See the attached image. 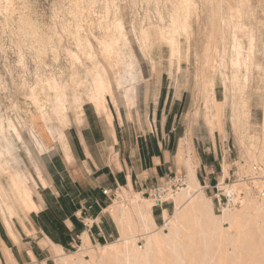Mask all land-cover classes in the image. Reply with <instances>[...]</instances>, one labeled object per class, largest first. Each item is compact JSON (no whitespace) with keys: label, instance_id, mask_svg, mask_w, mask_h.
Returning a JSON list of instances; mask_svg holds the SVG:
<instances>
[{"label":"rangeland","instance_id":"obj_1","mask_svg":"<svg viewBox=\"0 0 264 264\" xmlns=\"http://www.w3.org/2000/svg\"><path fill=\"white\" fill-rule=\"evenodd\" d=\"M102 102L128 166L139 136L161 130L170 144L180 138L177 174L187 187L194 170L203 193L197 201L213 213L204 209L199 221L189 210L197 201L175 202L182 190L155 204L130 183L116 187L104 213L117 233L94 240L81 226L63 252L50 250L54 263L66 255L79 264H125L132 244L144 250L137 211L148 208L158 238L152 264H179L177 255L182 264H264V0H0L4 225L5 217L12 230L34 236L24 228L36 221L31 201L38 211L50 209L53 187L70 188L64 134L81 130L83 109ZM102 174L108 177H91ZM74 184L82 195V182ZM232 187L240 191L228 205ZM58 200L68 216L73 205ZM176 225L178 253L163 235Z\"/></svg>","mask_w":264,"mask_h":264},{"label":"crops","instance_id":"obj_2","mask_svg":"<svg viewBox=\"0 0 264 264\" xmlns=\"http://www.w3.org/2000/svg\"><path fill=\"white\" fill-rule=\"evenodd\" d=\"M94 106L104 114L107 122L96 109H83V128L64 134L69 153L65 156L71 157L72 162L68 166L65 165L63 171L67 174L69 183L73 185L69 184L68 190L53 187L52 194H55V199L50 209L44 207L38 211L37 205L31 201L32 214L36 221L32 224L28 222L24 228L34 236L26 235L20 226L19 231L12 230L5 217L2 219L5 225L0 220V264H55V255L50 250L54 249L55 253L63 252L64 246L75 242L74 237H78L77 229L81 226L87 235L91 233L94 240L106 241L107 238H112L117 233V228L113 218L106 217L104 213L109 198L103 195L102 191L112 192L116 187H127L130 183L132 188L135 186L138 191L147 192L151 187L163 183L173 173H177L181 167L178 159L181 152L180 147L178 148L180 138L174 137L170 144L171 139L162 136L161 130L160 136H139L132 155L129 156L131 166H128L126 161L120 158L116 148L119 141L112 115L109 120L105 103ZM120 122L122 118L118 115L116 123ZM98 171L107 172L108 177L105 174L91 177L92 172ZM192 173L194 174V170L189 168L187 180ZM75 182H78V185L82 182V195L78 191L77 194L72 191L76 188ZM58 198L63 203L73 205L71 211L68 210L70 216L64 214ZM56 203L57 209L54 206ZM84 207H89L90 211L83 212ZM42 215H46L48 220L44 225L39 224V217ZM42 241L45 242V247L40 246ZM85 241L88 239L83 235L82 245ZM63 256L65 255L59 257V262Z\"/></svg>","mask_w":264,"mask_h":264},{"label":"bare ground","instance_id":"obj_3","mask_svg":"<svg viewBox=\"0 0 264 264\" xmlns=\"http://www.w3.org/2000/svg\"><path fill=\"white\" fill-rule=\"evenodd\" d=\"M238 191H240V190H238L237 187L230 188V192H231L230 194L231 195H232V193H236L238 195V193H239ZM227 192H229V191H227ZM226 195H228V194H226ZM202 197H203L202 190H201L200 186L198 185V183H197V181H196V179L194 177V174L192 173L191 176L188 177L187 187H184L182 189V192H181L178 200L175 201V202L176 203H179V202H183L184 203L185 199H188V200H192L193 199V200L197 201L198 199L201 200ZM200 200L195 202L192 205V207L189 208V210L190 211L192 210L193 212H195L197 217H198V220L202 221L203 220V216L205 214V210L204 209H207L206 213L211 214L213 212H212V207H211L210 203H207L205 206H203L201 204ZM235 201L233 203H235ZM233 207H235V206H233ZM137 212L139 213V215H140V217H141V219L143 221V227H144V232H145L144 234L146 235V237H145V242L146 243L144 244V250L143 251H139L138 248L135 247L134 244H132L128 248L127 254H125L123 256V259H124L123 263H125V264H142V263L143 264H152L151 263V255H152V252L154 251L155 247L158 244L157 243L158 242V238L150 233L149 224L147 223V220H146V216L152 217V215H151V213H150L148 208H142V209L138 210ZM214 217H215V215H214ZM174 219H178V216L176 215L174 217ZM173 228L174 229L169 230L167 233H163V235L165 234L166 237L168 238V242L167 243H168V246H170V249H172V251H174L175 253H178L177 249L179 247H181V244H179V241L177 239V236H178V233H179L180 230L177 227V225L174 226ZM86 244H87V241H86ZM67 257H69V256H66V255L63 256L61 258V260H60V263H62V264H79V262H80L79 259L69 260L71 258L68 259ZM106 257L111 259L114 256H113V253L110 252V253L107 254ZM176 257H177L176 259L178 260V263L182 264L180 259H179V255H177ZM115 259L116 258H113L112 260H115ZM121 262L122 261H120V262L116 261L117 264H121Z\"/></svg>","mask_w":264,"mask_h":264},{"label":"built area","instance_id":"obj_4","mask_svg":"<svg viewBox=\"0 0 264 264\" xmlns=\"http://www.w3.org/2000/svg\"><path fill=\"white\" fill-rule=\"evenodd\" d=\"M184 178L185 176L182 174H173L172 177H169L167 180H165L163 183L159 185H155L154 187H151L147 193L148 197L154 201L155 204H162L166 203L183 189L184 185ZM103 195L109 197L111 194V191L104 190L102 191ZM233 195H236V193H232V195H227L226 197V203L228 205H231L234 201ZM261 199H264V194L262 193L260 195Z\"/></svg>","mask_w":264,"mask_h":264}]
</instances>
